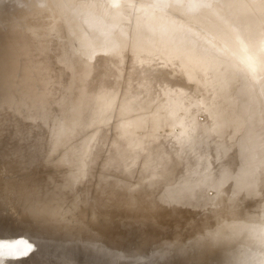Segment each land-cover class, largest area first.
<instances>
[{"label":"bare ground","instance_id":"1","mask_svg":"<svg viewBox=\"0 0 264 264\" xmlns=\"http://www.w3.org/2000/svg\"><path fill=\"white\" fill-rule=\"evenodd\" d=\"M150 1L125 8L131 4L58 0L41 9L53 6L65 22L50 26L49 34L41 38L48 40L50 59L69 61L66 68L61 61L58 70L66 91L58 106L70 110L59 109L54 115L48 140L44 128L32 134L28 129L41 120L0 134V237L21 234L18 228L26 223H33L37 231L48 226L51 235L61 232L68 223L63 221L65 208L76 231L47 238L37 247L67 251L77 258L88 252L103 264V246L124 245L130 232L123 227L96 232L106 217L101 173L122 171L129 162L143 170L149 167L150 177H145L146 189L136 197L126 189L136 191L140 186L134 189L124 178L116 181L122 187L119 206L133 202V213L144 214L142 223L154 233L160 224H181L200 208L217 207L222 212L227 202L234 218L256 220V214L242 211L256 201L264 179V0ZM32 2L0 1L2 121L14 120L12 95L27 90V79L45 70L43 52V58L33 60L39 64L29 67L34 71L30 76L24 59L11 60L27 39ZM199 7L205 12H197ZM34 109V116L40 114L39 106ZM95 109L104 114L88 140L98 137L97 141L116 145L106 156L104 171L96 165L81 173L85 160H79L75 169V160L83 155L75 159L80 153L70 141L86 120V127H91ZM202 114L205 119L199 121ZM164 123L180 129L160 136ZM134 124L141 128L140 135ZM208 189L212 196L206 195ZM24 194L25 205L20 199ZM115 232L122 236L105 245L103 241ZM257 253L258 244H248L244 264H264ZM78 260L93 264L83 257ZM68 261L69 257L64 264Z\"/></svg>","mask_w":264,"mask_h":264},{"label":"rangeland","instance_id":"2","mask_svg":"<svg viewBox=\"0 0 264 264\" xmlns=\"http://www.w3.org/2000/svg\"><path fill=\"white\" fill-rule=\"evenodd\" d=\"M56 1L58 0H33L32 2L33 6L35 7L34 10L30 11L27 17V39L25 40L21 52L18 53V55L14 54V57L12 56L11 60L16 61L24 59L23 62L27 63H23V66L26 69V66L28 65L27 76H30V74H32V72L34 71H32L29 67L34 65L33 62L39 64V60H33H36V58H43L41 57V54L44 53L45 55L43 54L42 56H44V58L45 56H47L45 59L46 62L44 63V65L40 63V66L43 65L44 69L47 72L44 70L39 76L27 79L26 84L28 85V91L24 89L23 92H17L12 95V102L9 104V107H11L13 110L11 111V113L14 116V120L13 122L8 121L7 119H4L3 121L0 120V134L7 131H18L20 130V126L28 128L29 125L31 126L33 123L41 120V123L39 125H43L42 127L36 125L35 127H29L28 129L31 131L30 133L32 134L36 130L44 128L46 130V140H48V137L50 135L49 133H52L50 124L56 122L54 115L57 114V111L59 109L64 110L65 113L69 112L70 110V107L67 105L62 107L60 104L58 106V102L60 101V99L64 100L66 96V91H64L65 88L62 84L63 74L60 73V71L58 72L60 64L64 60L60 59V61L57 62L56 60H52L53 58L50 59L48 55V40H45V38H41V36L49 34L50 26L56 24L62 25L65 23L62 19L61 13L52 8L53 6H51V8L44 9L43 11L41 10L43 7L46 8V5H48L49 3L55 4ZM72 1L75 4H79L81 2V0ZM148 1L150 0H99V3L103 6H108L112 4L124 6L129 3L131 5L125 8H133L132 4H135V2L137 4H142L143 6H146L149 3ZM197 10V12H205L203 7H199ZM136 12L137 11H135V13ZM40 43L42 45L40 46L39 50L38 44L40 45ZM29 54L30 57L28 56ZM20 55L22 56V58ZM48 58L51 61H48ZM26 59L28 61H25ZM67 62L69 61H64L61 66H64L66 68L65 64ZM53 68H56L57 70L55 71ZM49 69L52 70L50 71ZM68 96V103L70 104L73 96V91L72 95L68 94ZM34 106H39L41 109L40 114H38L37 116L33 115L35 112H37L34 109ZM95 111L98 110L95 109L93 111V113L96 114L94 120L92 121L91 127H86V120L83 126H81L80 130L73 136L74 138L72 137L70 141H74L73 149L80 153L75 155V159H77V156L81 157L83 155L82 157H85L84 159H77V161L75 160L74 162V167L75 169H77V166H79L78 161L85 160L82 161L83 168H81V173H85L87 169L86 166L89 167L87 172H90L91 169L93 171V167H95L96 165L99 166L100 171H104L107 166V163H105L106 156L108 155V153H110V151L113 150L114 146L116 145V143H108L107 140L103 139L97 141L98 137L96 139L94 138L92 141L90 139L88 140L91 133L93 135L96 134L98 124L102 120V116L104 114ZM177 115L182 116V112H177ZM197 119L199 121H203L205 119V115H199ZM162 126L163 127L158 130L160 136H163L162 134H170V132H177L180 129L179 126H173L172 123H164ZM134 127V130H136L135 132L137 133V135H140L142 132L141 128L137 127L136 124H134ZM79 132L81 134H79ZM73 149L71 147L67 150L71 151ZM71 153L75 152L72 151ZM91 161L95 162L96 164H86L87 162ZM148 168L149 167L144 168L143 170L138 164L132 167L131 163L129 162L125 169L121 168L122 171L117 170V172L113 173L112 171H104L102 173L100 172L105 183L104 191L107 199V204L105 223L103 227L97 228L96 232L99 233L104 228L112 229L115 227H118L120 229L123 227V229L130 232V235L126 236V242L124 245L115 246L114 248L110 249H105L103 246V264H244L245 261L243 260V254L245 248L248 244L252 242H255L256 245L258 244L257 256L260 260H263L264 262V179L262 180V186L259 188V191L257 193L258 197L256 201L251 206L248 205L246 207H243V213L256 214L257 218L253 222L251 220H245L246 218H234L231 212L233 209L230 205H228L227 202L226 206H222V212L217 207L207 206V209L205 208L203 210L202 208H200L194 217L192 216L188 219L185 218L181 224H178L179 221L164 222L155 228L156 230L154 233L151 231V227L149 228L147 224L142 223L140 217L143 219L145 216L144 214H140L138 216L137 213H133V211L135 210L134 208H136L133 202H129L124 207L119 206V198L121 194L120 189H122V187L117 186V183H115L116 181H120V179L122 180L124 178L126 179V181H130L128 186H132L134 189L140 186L138 188L139 190L136 188V191L126 189V193L128 195L136 197V195H139V193L142 191V188L146 186L145 177H150V173L147 172ZM126 173L128 174L127 176ZM135 179L137 181H135ZM140 182L142 183L140 184ZM212 193L213 192L211 189L206 190V195L212 196ZM108 195H110V197ZM26 198V194L22 195V197L20 198L24 200V205L26 203ZM62 211L64 213L63 221L70 222L71 218L70 220L67 219L68 217H70L69 212H67L65 208H62ZM225 215L226 218H224ZM150 226H152V224ZM149 230L151 232H149ZM135 231H137L136 235L138 237H133L132 234ZM115 233L116 234H113L112 236L108 237L106 240L103 241L105 245L115 244L113 243V240L116 241L117 239H119V237L122 236L119 232ZM25 242L31 243L33 245V249H36L35 241L26 237L23 234L7 235L5 237H0V264H6L7 257L17 258L21 257L22 255H29L31 252L28 253L26 251ZM221 244L223 245L222 247L218 246ZM67 257H69L70 260L67 264H84L81 261L78 262L77 255L73 256L67 251H54L53 249L50 250L48 248L46 249L39 247H37V250L35 251V254L31 257V261L29 263L55 264L56 262V264H64Z\"/></svg>","mask_w":264,"mask_h":264},{"label":"water","instance_id":"3","mask_svg":"<svg viewBox=\"0 0 264 264\" xmlns=\"http://www.w3.org/2000/svg\"><path fill=\"white\" fill-rule=\"evenodd\" d=\"M1 20H2V18L0 17V21ZM70 218L71 217H68L67 219L70 220ZM48 225L53 228V226H51V222H49ZM21 228L22 229L18 228L20 230L21 234L25 235L26 237H28L30 239H33L36 242V249H33V251L29 255H22L21 257L8 259V261H6V264H30L29 262L31 261V257L35 254L34 252L37 250V246L43 240H45L47 238L59 237L61 235H64V234H67L70 232H75L77 229L73 225H69V222L67 223V226H64L63 228L59 229V230H62L61 232H58V233L53 234V235L47 233L50 231L49 229H47L48 226L45 229H39L37 231L35 229V225L33 223H30V224L26 223V225L22 224ZM9 235H11V234H9ZM80 257H83L87 261H92L91 263H93V264H100V262L95 261V259L89 257L88 252L81 254L78 258H80ZM78 262H79V260H78Z\"/></svg>","mask_w":264,"mask_h":264},{"label":"snow or ice","instance_id":"4","mask_svg":"<svg viewBox=\"0 0 264 264\" xmlns=\"http://www.w3.org/2000/svg\"><path fill=\"white\" fill-rule=\"evenodd\" d=\"M25 246H26V251L28 253L32 252L33 251V245L29 242H25Z\"/></svg>","mask_w":264,"mask_h":264}]
</instances>
